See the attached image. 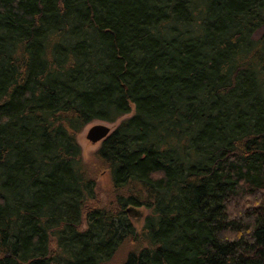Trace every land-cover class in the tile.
Listing matches in <instances>:
<instances>
[{
    "label": "trees",
    "instance_id": "obj_1",
    "mask_svg": "<svg viewBox=\"0 0 264 264\" xmlns=\"http://www.w3.org/2000/svg\"><path fill=\"white\" fill-rule=\"evenodd\" d=\"M0 264H264V0H0Z\"/></svg>",
    "mask_w": 264,
    "mask_h": 264
},
{
    "label": "rangeland",
    "instance_id": "obj_2",
    "mask_svg": "<svg viewBox=\"0 0 264 264\" xmlns=\"http://www.w3.org/2000/svg\"><path fill=\"white\" fill-rule=\"evenodd\" d=\"M259 35H260V31H258L255 34V38H257ZM132 112L129 115L120 118L114 124H107V123H103V122H100V121H94V122H92L91 124H89L88 126H86L83 129V131L77 137V143H78V145H79V147L81 149L82 160L84 161L85 164L89 163L91 161V157L95 154V152H97V150L99 149V147H100V145L102 143V142H100V143H96V144H91L86 139V135H87L88 130L94 125L106 124L110 128V130L112 132L122 121L130 118L132 116ZM90 164H92V163H90ZM106 181L107 180H106V176L105 175H103L102 178L100 177V181H99L100 187L102 185L103 188H104V184L106 183ZM136 211L142 213L143 215H145L147 213V211L143 210V209H138ZM130 215H131L132 223L137 228V230H139L142 227V224H143V216L142 217L141 216L138 217V216L133 215V214H130Z\"/></svg>",
    "mask_w": 264,
    "mask_h": 264
},
{
    "label": "water",
    "instance_id": "obj_3",
    "mask_svg": "<svg viewBox=\"0 0 264 264\" xmlns=\"http://www.w3.org/2000/svg\"><path fill=\"white\" fill-rule=\"evenodd\" d=\"M110 134L111 130L106 124L94 125L88 130L86 139L91 144H96L106 140ZM127 213L136 215L138 217L141 216L140 212H137L133 209H127Z\"/></svg>",
    "mask_w": 264,
    "mask_h": 264
}]
</instances>
